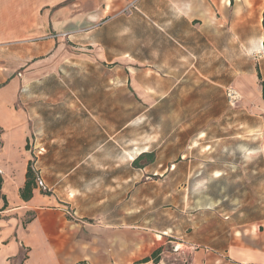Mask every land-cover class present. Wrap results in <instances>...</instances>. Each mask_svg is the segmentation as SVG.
Listing matches in <instances>:
<instances>
[{"label": "rangeland", "instance_id": "374dc122", "mask_svg": "<svg viewBox=\"0 0 264 264\" xmlns=\"http://www.w3.org/2000/svg\"><path fill=\"white\" fill-rule=\"evenodd\" d=\"M139 3L146 12L128 15L127 5L105 31L123 32L136 65L94 61L101 52L84 47L22 87L29 166L47 186L41 194L59 196L90 224L95 247L110 254L124 241L126 264H189L205 216L264 221V114L256 92L264 0ZM183 4L199 7L188 24ZM169 67L187 75L177 94L151 109L158 98L150 90L159 86L152 71L162 76ZM70 166L74 175H51Z\"/></svg>", "mask_w": 264, "mask_h": 264}, {"label": "crops", "instance_id": "0c3cea01", "mask_svg": "<svg viewBox=\"0 0 264 264\" xmlns=\"http://www.w3.org/2000/svg\"><path fill=\"white\" fill-rule=\"evenodd\" d=\"M139 1L0 0V264H126L124 241H119L110 254L95 247L94 229L76 210V217H69L68 207L60 204L59 196L41 194L47 186L38 174L31 197H20L31 160L27 150L31 124L29 113L19 106L18 99L24 85L61 64L63 54L71 55L79 48L100 51L94 61L136 65L135 56L123 46V32L118 29L114 38L105 36V31L123 15L127 5L132 7L128 15L144 10ZM197 9L183 4L181 15L187 24ZM126 56H133V60H122ZM258 58L262 82L264 52ZM152 73L159 86L150 90L158 98L151 109L161 98L177 94L187 75L177 73L176 67H169L162 76L159 71ZM256 92L264 114L261 83ZM103 113L102 109L96 111L93 120L100 121ZM124 127L123 119L118 130ZM74 170L71 166L56 167L50 172L60 178L74 175ZM203 231L189 264H264V221L238 223L214 214L205 216Z\"/></svg>", "mask_w": 264, "mask_h": 264}, {"label": "trees", "instance_id": "16d2710c", "mask_svg": "<svg viewBox=\"0 0 264 264\" xmlns=\"http://www.w3.org/2000/svg\"><path fill=\"white\" fill-rule=\"evenodd\" d=\"M262 27H263V41H262V47H263V50H264V12L262 14ZM258 78L260 79V76H258ZM261 98L262 100L264 101V81L261 82ZM153 156V152H143L141 153L136 159L135 161L143 158V157H147V158H151ZM36 186L35 184V178L32 177V171L30 169V166H28L27 168V172H26V182L24 184V187L23 189H21L20 191V197L23 199V200H27L31 197L32 195V189ZM156 252H153L152 255H155ZM148 260L145 259L143 262L141 263H145L147 262ZM77 264H87L85 262H79Z\"/></svg>", "mask_w": 264, "mask_h": 264}, {"label": "built area", "instance_id": "2783aa9c", "mask_svg": "<svg viewBox=\"0 0 264 264\" xmlns=\"http://www.w3.org/2000/svg\"><path fill=\"white\" fill-rule=\"evenodd\" d=\"M227 95H228V97H229L230 99H234V98H235V92L232 91V90H228ZM66 213H67V215H68L69 217H71V218H75L76 215H77L75 210H72V209H69V208H67Z\"/></svg>", "mask_w": 264, "mask_h": 264}, {"label": "bare ground", "instance_id": "6f19581e", "mask_svg": "<svg viewBox=\"0 0 264 264\" xmlns=\"http://www.w3.org/2000/svg\"><path fill=\"white\" fill-rule=\"evenodd\" d=\"M253 31V30H252ZM255 31H253V33H254ZM256 33V32H255ZM254 37H256V36H254ZM260 43H261V41H260ZM262 44V43H261Z\"/></svg>", "mask_w": 264, "mask_h": 264}]
</instances>
